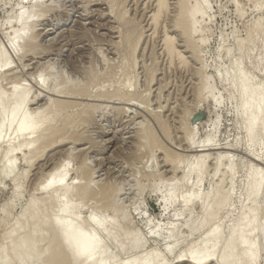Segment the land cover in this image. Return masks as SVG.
<instances>
[{
  "label": "rangeland",
  "instance_id": "374dc122",
  "mask_svg": "<svg viewBox=\"0 0 264 264\" xmlns=\"http://www.w3.org/2000/svg\"><path fill=\"white\" fill-rule=\"evenodd\" d=\"M38 1L0 0V56L4 53L10 60V64L0 71V105H2L0 127L7 121L4 101L18 89L24 87L28 88L30 92V102L26 108L27 117L25 119L29 120L33 116L36 118L37 114H46L52 111L47 115L50 117L49 121L46 117L48 122L46 120L41 122V124L46 123L39 127L38 123L43 120L36 119L38 125L35 129L38 127L37 131L40 133L43 130L44 134L46 130L50 132L49 129L54 128L53 131L56 135L51 140L55 144L53 142L50 144L49 140L52 138H49L35 147L34 143H37V140L35 142L34 139H37L40 134L37 132V136L28 134L29 136L25 135L26 138L22 139L19 132L20 116L10 128L4 125L1 130L0 249H3L0 252L2 250L7 252L0 258V264L41 263L43 258L39 259L40 262L37 261L38 259H27L24 262L23 258L18 257L21 255L18 252L22 251L23 253L22 249L16 252L19 255L9 250V247L12 246L11 242L18 236L19 239L20 237L23 239L26 236L24 234H27L28 231L31 233L32 229H35L33 235L35 234L34 238L35 240L37 238L40 244L41 240L38 238L39 233L37 236L35 225L45 227V224L42 223H46V226L48 225L46 230L49 232L50 224L48 223L52 222V219L57 223L55 232L52 229L50 230L52 233L43 234L44 227L38 228V230L41 231L42 236L46 235L47 237L50 234L54 235L55 239L56 230L61 223L63 224V220L57 221L58 217L53 215L58 210L63 215L64 209L67 208H69L68 211L75 210L73 218L75 221L69 220V223L72 222L74 226L80 225H77L81 222L77 217H84L87 212L90 213L92 210L102 220L110 219L113 216L117 237L120 240L124 239L131 229L136 237L139 239L141 237L143 246L136 250L137 254L130 250V246L127 247L129 241H125V245L120 243L119 247L115 249L116 251H113L115 248L112 241L114 236L108 231H100L98 234L101 244L108 245L109 243L106 247L110 252H119L118 255L113 254L115 263H117L116 260L121 264L125 260L128 261L129 258L131 260L138 259L140 255H145L151 249L155 252L150 257L151 264H157L156 262L159 261L164 264H189L185 261L181 262L180 259H177L178 256L185 253L189 246L195 248L194 246H197L201 241L199 239H202L205 232L213 226L210 225L203 231L193 232L196 223L198 225V221L202 218V202L199 203V201L203 198L204 192L207 194L212 189L214 190V187L220 185L218 179L225 173V167L231 165L232 172H234L228 174L229 177L233 174L231 180L226 175L224 183L222 182L225 186L224 188L222 185L224 188L222 192L229 195V200L224 212L217 215L220 218L215 220L216 223L220 221L222 229L229 232V226L234 228L238 218L246 211L249 215L250 207L254 205V199L252 200L254 197L250 200L247 195L249 173L252 171L264 173V161L261 160L264 159V138L259 136L255 147L248 150L251 138L247 137L249 135L246 130H243L245 117H242L241 105H239L242 99L239 90L245 80L244 75L240 77L241 73H247L254 83L259 82L257 79L263 80L264 83V31L261 29L264 28V0H184V8L181 9L182 18L185 17L184 26L182 25L184 28H178L176 31L171 29L172 25L169 20L180 13L179 1L167 0L170 9L167 19L165 15L161 21L167 20V27L170 29L167 28L168 32L175 38L174 45L179 51L181 50L186 59L185 67L177 61H171L170 57L163 52L159 31L153 32L148 29L147 12L151 7L149 8V3L144 4L143 0H116L115 7L110 5L111 0H40L42 4L44 3L40 10L39 7H36ZM198 4L202 8V12L196 16L197 21L194 20V25H190V21L186 19V16L189 15L187 13L191 12V9H194ZM34 8L37 11L33 19L34 22H32L37 26L33 25L32 28L31 39L33 41L29 39L30 46L28 43V47L26 46L25 49L21 45H16L14 48L11 39L14 38L13 35L17 34L16 31L22 24L20 21L19 25L18 17L21 13H28ZM121 14L124 17L121 18L123 16ZM123 18L125 21L121 22ZM126 21L129 24H126ZM257 23L261 27L256 25ZM129 28L138 30L139 40L135 39L136 42L127 39V29ZM256 28H260L261 35ZM190 29L191 35L187 33V30ZM39 74L47 78L46 81L43 78L44 83L41 78H38ZM47 76L51 78L48 79ZM37 80H39V85ZM52 82L54 86H52ZM41 84L44 85L41 86ZM69 90L70 92H68ZM210 90L213 92L209 93ZM33 112L37 114L35 115ZM181 120L186 123L184 128L181 126ZM56 131L61 133L58 134ZM61 135L63 138L58 139ZM146 137L148 139H145ZM28 139L29 141L33 140L34 143L32 142L31 146L34 144L33 147L37 148V151H32L35 148L29 149L32 147L29 145ZM24 143L28 145L23 146V150L16 151L12 155L8 153L10 148L15 150L16 147L20 144L24 145ZM201 144L207 146L206 148L222 147L225 149L207 152L211 154V157L206 162V169L204 168L208 177L204 174L205 181L203 180V183L200 184L202 188L199 187L202 192L201 198L193 203V208L192 205H189L187 209L182 206V201L179 202L178 198L182 199L186 195L185 193L194 194L196 190H193L196 181L195 174L190 180L185 178L189 170L187 165L191 164L197 155L192 153L188 147L195 149ZM28 146L29 148H27ZM32 152L33 154L36 152V155H33ZM222 155L225 158L219 160V156ZM62 161L68 163L67 181L71 183L74 181L73 179H76L75 181H79V183L83 181L81 184L84 185L90 180L85 185L91 184V190H95L96 195L101 196H93L92 194L95 193L89 192L92 196L88 195L91 197H88L89 199L86 197L88 203L85 201L86 198L78 202L74 198L71 199V195L61 202L58 196L56 199L58 203L61 202L60 205L63 203L64 209L56 201L46 202L49 197L47 192L50 191L48 186L50 183L46 180L47 176L51 174V170L56 168V165L59 167V164H63ZM173 169L176 170L177 175ZM182 176L186 180L181 178ZM172 181L174 184L177 183L174 186L177 195L176 204L166 198L172 192H170ZM55 185L53 184V187L56 188ZM259 198L256 200L257 204L255 203V208L259 207L261 210L258 211L257 217L263 215L264 219V191ZM70 199L74 200V203L71 202L73 205L68 201ZM95 199H99V201L96 200L99 206ZM32 201L41 204V207H38L39 212H37L38 217L42 218L41 226L39 223L35 224L31 217L32 211H34L31 208ZM102 201L107 204L103 205ZM67 203L74 209H71ZM100 204L103 207H100ZM199 204L201 205L199 206ZM112 205L114 207H111ZM114 209L115 212L117 209L121 210L114 213ZM53 210L55 211L53 212ZM108 214L112 215L108 217ZM179 215L181 216L179 217ZM259 219L263 220L261 217ZM23 220L26 221L27 232L20 229ZM91 224L87 225V228L90 229ZM125 224H128V227ZM92 228H94L93 225ZM125 228H129L128 234L127 232L123 233L126 231ZM10 230L12 236L9 233ZM42 230L44 231L42 232ZM154 230H162L171 235L178 242L175 249L171 252L167 251L169 242L164 240V237L154 239L151 235ZM257 231L254 235L257 234ZM248 232L249 228L246 227L243 234L248 235ZM118 233H121L120 236ZM134 233L129 237L130 239ZM235 234L236 237H239L237 232ZM50 235L48 239L51 241L45 236L42 237L47 239L48 242L45 240L47 246L54 240ZM39 237L41 238V236ZM68 237H70L69 230L66 232L67 240H69ZM236 237L234 238L236 239ZM35 240L33 244L36 246ZM258 241L261 240L257 239ZM190 243L192 245H189ZM43 244L41 242V247L37 245L42 250H32L34 245L31 250L38 252L50 248V246L45 248V244ZM37 246L36 248H38ZM143 247L144 249H142ZM28 249L27 251H29ZM143 250L144 254H140L143 253ZM166 252L168 255L165 254ZM159 253L167 255L165 261ZM233 258L237 259L236 254ZM18 259H21L22 262ZM234 260L232 261L231 258L229 264H236ZM209 264L214 263L209 262ZM237 264H245V262ZM258 264H264V259L260 258Z\"/></svg>",
  "mask_w": 264,
  "mask_h": 264
},
{
  "label": "bare ground",
  "instance_id": "6f19581e",
  "mask_svg": "<svg viewBox=\"0 0 264 264\" xmlns=\"http://www.w3.org/2000/svg\"><path fill=\"white\" fill-rule=\"evenodd\" d=\"M141 1V0H140ZM144 1V4H148L149 3V8L151 9H149L148 10V12H147V14H148V29H151L153 32H158L159 31V35L161 36V38L159 39V40H161V46H162V50H163V52L165 53V54H167L168 55V57H170V60L171 61H177L179 64H182V65H184L185 63H186V65H187V62L185 61L186 59H185V57H183V55H182V53H181V50L179 51L178 50V48L174 45L175 44V38L173 37V36H171L170 34H169V32H168V27H167V20H162L161 21V19H162V17L163 16H165L166 15V19H167V14H168V12H169V0L167 1V0H143ZM179 1V10H180V13L178 14V16L177 15H175L174 16V18L173 19H170L168 22L172 25L171 26V29H175V31H176V29H180V28H182L184 25V23H183V20H184V18H182V14H181V9L182 8H184V6H183V1L184 0H178ZM93 2V1H92ZM260 2H262V1H260ZM102 4V3H101ZM116 4V0H111L110 1V5H113L112 7H115L114 5ZM135 4V3H134ZM44 5V3L42 4V2H40V0L38 1V3L36 4V7L40 10V8H41V6H43ZM144 7H145V5H143ZM181 6H183V7H181ZM178 8V7H177ZM36 8H34V9H32L30 12H28V13H25V12H23V13H21V15H19L20 17H18L19 18V25H20V21H21V26H20V28H18V31H16L17 32V34H15V36L13 35L14 33H15V31H14V33L12 34L13 35V37H11V38H13V39H11L12 41V45L14 46V48L16 47V45L18 46V45H21L22 47H24L23 49H25V47L28 45V43H29V45L28 46H30V40H32L33 41V39H31V32H32V28H33V25H34V21H33V19L35 18V13H36V11H37V9L35 10ZM42 9V8H41ZM142 9V8H141ZM144 9V8H143ZM38 10V11H39ZM93 10V9H92ZM112 10H113V8H112ZM145 10V9H144ZM178 10V11H179ZM192 11L190 12V11H188V13L187 14H189L188 16H186V19H188L189 21H190V25L192 24V25H194V20H196V16L198 15V14H200L201 12H202V8L200 7V5L198 4V6H195L194 7V9H191ZM124 12V11H123ZM122 12V13H123ZM146 12V11H145ZM184 12V14H185V11H183ZM190 12V13H189ZM115 13V12H114ZM107 14V13H106ZM124 14V13H123ZM123 14H121V15H123ZM187 14H185V15H187ZM121 15H119V16H121ZM170 15V14H169ZM168 15V16H169ZM118 16V15H117ZM122 17H124V15L123 16H121V18ZM172 17V16H171ZM17 18V19H18ZM16 19V20H17ZM30 19H31V21H30ZM120 19V18H119ZM164 19H165V17H164ZM122 20H124L125 21V19L123 18V19H121V22H123ZM187 20V22H189ZM30 21V22H29ZM33 21V22H32ZM197 21V20H196ZM263 22V21H262ZM36 23V22H35ZM126 24H129V22H125ZM256 23V22H255ZM183 25V26H182ZM256 25H258L259 26V24L257 23ZM262 25V24H261ZM18 26V25H17ZM34 26H37V25H34ZM127 26V25H126ZM129 26V25H128ZM257 26V27H258ZM189 27V26H188ZM259 27H261V26H259ZM17 28V27H16ZM127 28V27H126ZM168 28V29H167ZM184 28V27H183ZM20 29V30H19ZM35 29V28H34ZM257 29V28H256ZM260 29V28H259ZM259 29H257L258 30V32H259ZM261 29H263V31H264V28L262 27ZM17 30V29H16ZM150 30V32H152ZM170 30V29H169ZM138 30H135V29H132V28H129V29H127V35H128V40L129 41H132V40H135V39H138L139 40V34H138V32H137ZM183 31H184V29H183ZM188 32L187 33H189V35H191L192 34V31H191V29L190 30H187ZM194 31V30H193ZM34 32V31H33ZM140 32V31H139ZM152 32V33H153ZM261 32V31H260ZM259 32V33H260ZM143 33V32H142ZM258 33V34H259ZM249 34V33H248ZM257 34V33H256ZM141 35V34H140ZM259 35H261V33L259 34ZM152 36H153V34H152ZM181 37V36H180ZM249 37V36H248ZM34 38H35V36H34ZM155 38V37H154ZM30 39V40H29ZM35 39H37V38H35ZM38 40V39H37ZM36 40V41H37ZM52 40V39H51ZM137 40V41H138ZM35 41V42H36ZM134 42H136V40L134 41ZM183 45V44H182ZM27 46V47H28ZM139 46V45H138ZM26 47V48H27ZM253 47V46H252ZM13 48V49H14ZM138 49V48H137ZM131 51V50H130ZM192 51V50H191ZM133 52V51H132ZM161 52V51H160ZM144 54H145V52H144ZM130 55V54H129ZM136 58V57H135ZM9 58L7 57V55L6 54H4V53H2L1 54V56H0V71L2 70L3 71V68L5 69V67H7L10 63H9V61L10 60H8ZM132 59V58H131ZM169 59V58H168ZM130 60V59H129ZM137 60V59H136ZM166 60V59H165ZM103 61V60H102ZM103 63H105V62H103ZM172 63V62H171ZM170 63V64H171ZM134 64V63H133ZM145 65V64H144ZM182 65H180V66H182ZM186 65H184V67L186 66ZM9 68V67H8ZM145 68V67H144ZM152 73V72H151ZM84 74V73H83ZM79 75V74H78ZM154 75V74H153ZM241 75H244V77H245V80H244V83L242 84V87H241V90H239V94L241 95L240 97H242V99L240 100L241 101V103L239 104V105H241L240 106V108H241V112H242V117H245V121L243 120L244 118H242V121H244L245 122V126H244V128H243V130H246V132H247V134L249 135V136H247V135H245V136H247V137H249V138H251V145H249L250 146V148L248 147V150H250L251 148H254L255 147V144H256V140L258 139V137L259 136H262V138H264V118H262V117H264V83H263V80L262 81H260V79H257V81L259 80V82H257V83H254V81L253 80H251L250 78H249V76H248V74L247 73H241L240 74V77H241ZM38 76H40V77H38V78H41L42 80H43V78L45 79V81H46V79L47 78H45L44 77V75H38ZM46 76V75H45ZM51 76V75H50ZM48 77V79L49 78H51V77ZM153 79V78H152ZM41 80V81H42ZM43 83H44V80L42 81ZM41 82V83H42ZM55 82V81H54ZM57 82V81H56ZM94 82V81H93ZM146 82V81H145ZM154 83V82H153ZM37 84L39 85L40 83H39V80H37ZM52 86H54V83L52 82ZM56 85H57V83H55ZM155 84V83H154ZM42 85H44V84H41V86ZM48 85V84H47ZM153 85V84H152ZM50 86V85H49ZM48 86V87H49ZM55 87H57V86H55ZM59 87V86H58ZM52 88H54V87H52ZM209 88V87H208ZM47 89H49V88H47ZM54 89H56V88H54ZM207 89V88H206ZM211 89V88H210ZM213 89V88H212ZM240 89V88H239ZM46 90V89H45ZM51 90V89H50ZM78 90V89H77ZM57 91V90H56ZM76 91V90H75ZM55 92V91H54ZM68 92H70V90L68 91ZM84 92V91H83ZM118 92V91H117ZM209 93H212L213 92V90H212V92H211V90L210 91H208ZM63 93V92H62ZM65 93V92H64ZM72 93V92H71ZM75 93V92H74ZM85 93V92H84ZM119 93V92H118ZM68 94V93H67ZM73 94V93H72ZM29 95H30V92L28 91V88L26 89V88H22V89H18L15 93H13L12 95H11V97L9 98V99H7V100H5L4 101V111H5V113H6V117H7V121L5 122V123H3L2 124V126L0 127V134H1V130H2V128H3V126L5 125L6 127H8V128H10L11 127V125L13 124V122L17 119V117L18 116H20V124H19V132H20V137H22V139H23V137L26 135V137L27 136H29V135H34L35 136V134H36V136H37V133L38 134H40V135H38V137H37V139H34L35 140V142H36V140H37V143H34L33 142V140L31 141H29V139H28V142L30 143L29 145L31 146V143L33 142L36 146L35 147H37V145H39V143H41V142H44V141H46V139H49V138H52L54 135H55V133H54V131H53V129H49L50 130V132H47V130L45 131L46 133H48V134H46V133H44L43 134V132L42 131H40V133L37 131L38 129V127L40 126V125H42V124H45V123H42L41 124V122H44L45 120H46V117H48L47 115L48 114H51V112L49 113H46V114H44L43 112V114H35L34 112V114L36 115V118H35V116H33V118L32 117H28L29 118V120H26L25 118L27 117L26 116V108L28 107L27 105L29 104V102H30V100H29ZM57 95V94H56ZM64 95V94H63ZM75 95V94H74ZM89 95V94H88ZM98 95V94H97ZM97 97V96H96ZM98 97H99V95H98ZM101 97V96H100ZM123 97V96H122ZM231 97V96H230ZM240 97H239V99H240ZM68 98V97H67ZM81 98V97H80ZM117 99V98H116ZM123 99V98H122ZM143 100H144V98H143ZM34 102V101H33ZM35 103V102H34ZM51 104V103H50ZM52 105H54V104H52ZM71 105H72V103H71ZM1 106L2 105H0V108H1ZM44 106V105H43ZM74 106V105H73ZM97 106V105H96ZM145 106V105H144ZM62 107V106H61ZM64 107V106H63ZM42 108H44V107H42ZM47 108V107H46ZM49 108H51V107H49ZM48 108V109H49ZM60 109V108H59ZM65 109H67L66 107H65ZM70 109V108H69ZM108 109V108H107ZM45 110H47V109H45ZM36 111V110H35ZM64 111V110H63ZM33 113H31V114H33ZM39 113V112H38ZM54 113V112H53ZM60 113V112H59ZM116 114V113H115ZM53 115V114H52ZM59 115V114H58ZM32 116V115H31ZM88 116V115H87ZM55 117V116H54ZM240 117H241V115H240ZM31 118L34 120L35 119V121H31ZM39 118H41V120H43V121H40V120H38ZM49 118L50 117H48L47 119H48V121H49ZM40 121L39 123H38V121ZM133 119V118H132ZM85 120V119H84ZM37 121V122H36ZM47 121V120H46ZM47 121V122H48ZM125 122H126V120H125ZM39 125H38V124ZM141 124V123H140ZM38 125V127L35 129V127ZM51 125H53V124H51ZM244 125V124H243ZM181 126H182V128H184L185 126H186V123H184V121H182L181 120ZM139 127V126H138ZM259 127H261V128H259ZM139 128H141V127H139ZM40 129H42V128H40ZM45 129V128H44ZM48 130V131H49ZM57 130V129H56ZM144 131V130H143ZM152 131V130H151ZM37 132V133H36ZM57 132V131H56ZM59 132V131H58ZM57 132V133H58ZM138 132V131H137ZM244 132V131H243ZM263 132V133H262ZM56 133V134H57ZM61 133V132H60ZM60 133H58V134H60ZM29 134V135H28ZM180 134V133H179ZM193 134V133H192ZM140 135H142V134H140ZM33 136V137H34ZM56 136V135H55ZM63 135H61V136H59L58 137V139L61 137V138H63L62 137ZM64 136H65V134H64ZM26 137H24V138H26ZM76 137V136H75ZM78 137V136H77ZM145 137V136H144ZM212 137V136H211ZM69 138V137H68ZM246 138V137H245ZM261 138V139H262ZM33 139V138H32ZM56 139V138H55ZM70 139V138H69ZM72 139V138H71ZM139 139V138H138ZM145 139H148V137H146ZM248 139V138H247ZM51 140H53V138L52 139H50L49 141V143L51 144L52 142H53V144H55V142L54 141H52L51 142ZM66 140H68L67 138H66ZM153 140V139H152ZM249 140V139H248ZM259 140V139H258ZM57 141V140H56ZM71 141V140H70ZM90 141V140H89ZM139 141H141V140H139ZM60 142V141H59ZM58 142V143H59ZM143 142V141H142ZM145 142V141H144ZM147 142V141H146ZM154 142V141H153ZM25 143H27V142H25ZM24 143V145H19L18 147H16L15 148V150L13 149V148H10L11 150H9L8 151V153L9 154H13L14 152H18V151H21V150H23V146H25L26 144ZM49 143H48V146H49ZM149 143V142H148ZM248 143H250L249 141H248ZM34 144H32L33 146H34ZM52 144V145H53ZM76 144V143H75ZM154 144V143H153ZM28 145V144H27ZM26 145V146H27ZM144 145V144H143ZM154 145H156V144H154ZM25 146V147H26ZM33 146H31L32 148H29V146L27 147V148H29V149H33V148H35V147H33ZM23 147V148H22ZM39 148H40V146H38ZM47 147V146H46ZM188 147V146H187ZM207 146H205L204 144H201V145H199L197 148H195V149H197V150H195V149H193V148H191L190 146L188 147V148H190L191 149V151H192V153L194 152V153H196L197 155H195L196 157L193 159V162L191 163L190 161V163L191 164H189V165H187V167L189 168V170H188V172H187V174H186V171H184L185 173L184 174H186V176H185V178H187V179H191V177H192V175H194L195 174V177H196V181L194 182V187L195 188H193V190H198V191H196L195 190V192H194V194H189L188 195V193H185L186 195L185 196H183V198L181 199H179L178 198V201L179 202H181L182 201V206L183 207H187V209H188V207H189V205H192V208H193V203H195L196 201H198V199L199 198H201L200 196H201V193L202 192H200V190H199V187H201L202 188V186H200V184L201 183H203L202 181L204 180V174L207 176V172L205 173L204 172V170L206 169V167H205V165H206V162H207V160L211 157L210 155L211 154H208V153H210L211 151H214V150H218V149H225V148H206ZM19 148V149H18ZM150 148H151V146H150ZM154 148V147H153ZM188 148H186V149H188ZM17 149V150H16ZM85 149V148H84ZM160 149V148H159ZM190 149H188V150H190ZM199 149V150H198ZM34 150H36L37 151V148H35V149H33L32 151H34ZM187 150V151H188ZM73 152V151H72ZM71 152V153H72ZM190 152V151H189ZM208 152V153H207ZM251 152V151H250ZM29 153H31V152H29ZM32 154H33V152H32ZM33 155H36V152H34V154ZM213 155H215V154H213ZM227 155V154H226ZM175 156V155H174ZM223 156V157H222ZM222 156H219L220 158H219V160H221L222 158H225L224 157V155H222ZM32 157H34V156H32ZM193 158V157H192ZM192 158H191V160H192ZM227 158V157H226ZM182 160V159H181ZM186 160V159H185ZM218 160V159H217ZM262 160V162L264 161V159L262 158L261 159ZM67 161H68V159H67ZM67 161L66 162H63V164H59L60 166L58 167L57 165L55 166L56 168L55 169H53V170H51L50 171V173L51 174H49L48 176H47V181L50 183V185H48L49 187H50V191H48L47 192V194H48V200H46V202L47 201H49V200H51V201H56L57 202V204L58 205H60L61 204V202L63 201V200H65V198L66 197H69L70 195H71V199H73L74 198V200L76 199V200H78V202L79 201H82L83 199H85L86 197L88 198L89 196L88 195H91V193H89V192H92V193H95V194H92L93 196L94 195H96V193L97 192H95V190H91V184L90 185H83V184H81V183H83V181L81 182V183H79V181H75L76 179H73L74 181L73 182H69V181H67V174H66V168H67V165H68V163H67ZM167 161H168V159H167ZM170 161V160H169ZM218 162H220V161H218ZM261 162V163H262ZM166 163V162H165ZM98 164V163H97ZM84 165V164H83ZM263 165V164H262ZM171 166V165H170ZM264 166V165H263ZM205 168V169H204ZM233 168H235L234 166H233ZM259 168V167H258ZM85 169V168H84ZM176 169V168H175ZM175 169H173V171L175 170ZM87 170V169H86ZM90 170V169H89ZM178 170V169H177ZM261 170V169H260ZM81 171V170H80ZM83 171V170H82ZM207 171V170H206ZM233 171V169H232V167H231V165H227L226 167H225V173L224 174H222V177H220V179H218L219 180V184L220 185H218V186H216V188L214 187V190L212 189V191L211 192H209L210 190H211V188L209 189V193H207L206 194V192H204L205 194H203L204 196H203V198L199 201V203L200 202H202V205L201 204H199V206L201 205L202 206V208H201V212H202V218H201V220L200 221H198L199 223H198V225H197V223H196V226H195V228H194V230H193V232L195 231V232H199V231H203L204 230V228H206V227H208V226H210V225H213V226H211L209 229H208V231H206L205 232V234H204V237L202 236V239H199V240H201L198 244H197V246L195 245L194 247L195 248H192V247H188L189 249L188 250H186L185 248V250H186V252L185 253H183V254H181L180 256H178V258L177 259H180L181 260V262L182 261H185V262H187V263H189V264H206V263H208L209 264V262H212V263H214V264H229V261L231 260V258H232V261L234 260V255L236 254V258L238 259H236V260H234V262L237 264V263H244L245 262V264H258V260L260 259V258H263L264 259V219H263V215L262 216H259V217H261L263 220H261V219H259V217H257L259 214H258V211L260 210L259 209V207H257V205H256V207L257 208H255V203L257 204V199H260L259 197L261 196V194L263 193V191H264V173H261V172H259V173H256L255 171H250L251 173H249V177H248V181H249V187H248V190H247V195H248V199H250V198H252V197H254V198H252V200L254 199V205H252V207H250L251 208V210L249 211V215L247 214V211L246 212H244L239 218H238V220H237V222L235 223V226H234V228H233V226L231 227V225L229 226V232L228 231H225V230H223L222 229V223L219 221L218 223H216L215 222V220L217 219H219L220 218V216H217L220 212H224V209L226 208V204H227V201L229 200V195L228 194H226V192H222L223 191V189L225 188V186L222 184V182L223 181H225V178H226V175L229 177V173H234V172H232ZM263 172H264V170H263ZM163 173H164V171H163ZM174 173L176 174V170L174 171ZM178 173V172H177ZM174 174V175H175ZM177 175V174H176ZM231 175V174H230ZM233 175V174H232ZM231 175V176H232ZM78 176V175H77ZM231 176L229 177L230 178V180H231ZM208 177V176H207ZM172 178V177H171ZM181 178H184L183 176L181 177ZM184 178V179H185ZM81 179V178H80ZM177 179V178H176ZM228 179V178H227ZM172 180H174V179H172ZM183 180V179H182ZM186 180V179H185ZM84 181H86V180H84ZM205 181V180H204ZM90 182V180L88 181V183ZM186 182V181H185ZM190 182V181H189ZM87 183V184H88ZM172 183H173V181H172ZM188 183V182H187ZM191 183V182H190ZM224 183V182H223ZM229 183H230V181H229ZM53 184H56L55 186H56V188L55 187H53ZM79 186H78V185ZM177 183H173V185L171 186L172 187V189H170V194L168 195V196H166V198H168V199H170L171 200V202H173V203H175L176 201H177V195L175 194V191H174V186L176 185ZM203 185V184H202ZM222 185L224 186V188L222 187ZM90 186V187H89ZM96 186V185H95ZM103 186V185H102ZM44 188V187H43ZM112 188V187H111ZM93 189H95L94 187H93ZM115 189H117L116 187H115ZM247 189V188H246ZM43 190V189H42ZM41 190V191H42ZM114 190V189H113ZM118 190V189H117ZM94 191V192H93ZM99 191V190H98ZM112 191V190H111ZM119 191V190H118ZM117 191V192H118ZM190 191H192V190H190ZM202 191V190H201ZM225 191V190H224ZM109 192V191H108ZM116 192V193H117ZM189 192V191H188ZM116 193H114L115 195H116ZM228 193V192H227ZM102 194V193H101ZM112 194V193H111ZM114 194H113V197H114ZM118 194V193H117ZM77 195H80V196H77ZM91 195V196H92ZM167 195V194H166ZM59 196V198H60V200H61V202H59L58 203V200L56 199L57 197ZM96 196H101V195H96ZM95 196V197H96ZM105 196V195H104ZM110 196V195H109ZM117 196V195H116ZM246 196V195H245ZM80 199H78V198ZM98 197V198H99ZM102 197H103V195H102ZM112 197V196H111ZM180 197H182V196H180ZM87 198H86V203H88L87 201ZM89 198H91V197H89ZM88 198V199H89ZM115 198V197H114ZM47 199V198H46ZM68 200L69 202H70V204H72V203H74V200ZM103 199H105L104 197H103ZM247 199V201H249ZM43 200V199H42ZM91 200H94V199H91ZM96 200H98L99 201V199H95V201ZM117 200V199H116ZM251 200V199H250ZM107 201L109 202V200L107 199ZM72 202V203H71ZM77 202V201H76ZM103 202V201H102ZM116 202V201H115ZM32 204H31V208L34 210V211H32L33 213H32V219L34 220V222H35V224H37V223H39V225H40V221H41V219L42 218H39L38 217V213L37 212H39V210H38V207L41 205V204H38L37 202H34V201H32L31 202ZM45 203V202H44ZM96 203H97V201H96ZM101 203V202H100ZM104 204L103 205H105V203L107 204V202H103ZM117 203V202H116ZM115 203V204H116ZM95 204V203H94ZM98 204V203H97ZM96 204V205H97ZM102 204V203H101ZM100 204V207L102 206ZM176 204V203H175ZM197 204V203H196ZM260 204V203H259ZM67 205L70 207V206H72V205H69V203H67ZM179 205V204H178ZM245 205V204H244ZM61 207L63 206V203H62V205H60ZM95 206V205H94ZM98 206H99V204H98ZM119 206V205H118ZM121 206V205H120ZM261 206V205H260ZM41 207V206H40ZM53 207H55V206H53ZM57 207V206H56ZM60 207V208H61ZM65 207V206H64ZM64 207H62L63 209H64ZM103 207V206H102ZM110 207V206H109ZM111 207H114L113 205L111 206ZM110 207V208H111ZM52 208V207H51ZM58 208V207H57ZM55 209L56 211L58 210V209ZM71 209L73 208V207H70ZM119 208V207H118ZM124 208V207H123ZM182 208V207H181ZM68 209L69 208H67V209H64L65 211H66V213H65V211H64V213H65V215H64V213H63V215H61L60 214V212H59V210L57 211V213H55V215H53L54 217H58V218H56V220L58 221L59 219H62L63 220V224L61 223V225L60 226H58V230H56V233H57V235H56V233H55V239L53 238V236L54 235H50V237H52L54 240L52 241V242H50L49 243V245L47 246L46 244L47 243H45V240L47 241V239L49 238L48 236L46 237V235H44L45 236V238H47V239H43L42 237H44V236H42L41 235V231L39 232V230H38V228H43V227H37V225H35L36 227L35 228H37V230H36V232H37V236H38V233H39V236H41V238L44 240H42L39 236H38V238L41 240H39L40 241V244L38 243V241H37V238H36V240H35V238H34V235H33V233L35 232V229H32L33 231H31V233H29V231H28V229H26V221L25 220H23V224H20V229H24V230H26V232L28 231V233L27 234H24V235H26L25 237H23V239H21V237H20V239L18 238L19 236V234L17 235L18 237V239L16 238H13V239H11V240H13L12 242H11V247H9L10 249V251H12L13 253H16V252H18V251H20L21 249L23 250V253H22V251H20V252H18L19 254L21 253V255L20 256H18L19 258L21 257V258H23L22 260H24V262H25V260H37L38 262H40V260L43 258V260L44 259H48V261L50 260V262H48V261H46L45 260V262H46V264H56V263H58V264H63V263H65V261H67L65 264H84V263H87V264H107L108 262H110L111 261V263H108V264H119L118 263V260H116L117 261V263H115L113 260H115L114 259V256H113V254H117L118 255V253L116 252V253H112V252H110L109 251V249H108V247H106V246H108L109 245V243H108V245H104V244H101V239H100V237H99V234L98 233H100V231H104V232H110V233H112L111 235H113L114 236V238H113V245H114V247H113V245H112V247L114 248L113 249V251L115 250V249H117L118 247H119V244L120 243H123V245H125L124 243H125V241H129V244L127 245V247L128 246H130V250L134 253H136L137 254V252H136V250L137 249H139V248H141L143 245H141V237H140V239L138 238V237H136L135 236V233L134 232H132L133 230L131 229V231H129V234H128V230H129V228L128 229H126V231L125 232H123L124 234L127 232V234L128 235H126V236H124V239H122V240H120L118 237H117V228L115 227L116 226V224H115V221H113V219L114 218H110V219H101V218H98V214L96 213V212H93L92 210L90 211V213L89 212H87V214L84 216V217H77L78 219H80V223H78L77 224V222H75L77 225H79V226H74V224L72 223V222H74L75 220L73 219L74 217H75V210L74 211H68ZM70 209V210H71ZM74 209V208H73ZM97 209H98V207H97ZM104 209V208H103ZM107 209H108V206H107ZM115 209H116V207H115ZM114 209V213H118L121 209H117V212H115L116 210ZM190 209V208H189ZM55 210H53V212L55 211ZM88 210V209H87ZM99 210V209H98ZM26 211V210H25ZM182 211V210H181ZM184 211V210H183ZM186 211V210H185ZM184 211V212H185ZM190 211H192V210H190ZM194 211V210H193ZM261 211V210H260ZM50 213H51V211H49ZM52 212V213H53ZM110 212V211H109ZM113 212H111L112 214H114ZM180 212V211H179ZM200 212V213H201ZM222 212V213H223ZM107 213V212H106ZM126 213V212H125ZM185 213H188V212H185ZM260 213V212H259ZM40 214V213H39ZM111 214V215H112ZM182 214H183V212H182ZM189 214V213H188ZM262 214V213H261ZM109 215V214H108ZM111 215H109L108 217H110ZM115 215V214H114ZM193 215V214H192ZM191 215V216H192ZM105 216H106V214H105ZM181 215H179V217H180ZM41 217H43L42 215H41ZM51 217V216H50ZM98 219H97V218ZM115 217V216H114ZM188 217V216H187ZM199 217V219H200V216H198ZM197 217V218H198ZM129 218V217H128ZM77 219V220H78ZM85 221H84V220ZM260 221H259V220ZM69 220L71 221L72 220V225H71V223H69ZM74 220V221H73ZM117 220V219H116ZM224 220V219H223ZM18 221H20V220H18ZM22 221V220H21ZM83 221V222H82ZM190 221V220H189ZM188 221V222H189ZM42 222V221H41ZM79 222V221H78ZM88 222L91 224V226L93 225V227L94 228H92L91 229V226H90V229H89V227L87 228V225H88ZM126 222V221H125ZM215 222V223H214ZM122 223H123V221H122ZM18 222H17V228L19 227L18 226ZM42 224H45V231L44 230H42V232H43V234H45L48 230H46V227H47V229H48V225L46 226V223H42ZM48 224H50L49 225V232H51L50 230H54V229H57V223H56V221L54 220V219H52V222H49ZM70 224V225H69ZM89 224V225H90ZM121 224V223H120ZM124 224V223H123ZM88 225V226H89ZM127 227H128V224H125ZM124 225V226H125ZM187 225V224H186ZM41 226V225H40ZM119 226V225H118ZM117 226V227H118ZM224 226V225H223ZM227 226V225H226ZM109 227V228H108ZM132 227V226H131ZM230 227H231V229H230ZM246 227H248L249 228V232H248V235L246 234H243V233H245V229H246ZM28 228V227H27ZM30 228V227H29ZM32 228V227H31ZM30 228V229H31ZM121 228V230H122V227H120ZM233 228V229H232ZM19 229V228H18ZM119 229V228H118ZM12 230V229H11ZM11 230H10V234L12 233L11 232ZM41 230V229H40ZM69 230V232H70V237H68L69 238V240H67V238H66V232ZM256 230H258L257 231V234L256 235H254L255 234V231ZM16 231V230H15ZM58 231V232H57ZM114 231V232H113ZM119 231V230H118ZM20 232V231H19ZM49 232H47L46 234H48ZM54 232H55V230H54ZM53 232V233H54ZM122 232V231H121ZM131 232V233H130ZM228 232V233H227ZM235 232H237L238 233V235H239V237L237 236L236 237V234H235ZM9 233H8V235H9ZM24 233V232H23ZM52 233V232H51ZM133 233H134V236L130 239L129 237H131L132 235H133ZM14 234V233H13ZM119 234V233H118ZM121 234V233H120ZM120 234H119V236H120ZM164 234H166V236H163ZM226 234H227V236H226ZM22 235V234H21ZM23 235V236H24ZM123 235V234H122ZM151 235H153V237H154V239H157V238H159V237H164V240L166 239V241H168L169 242V245L167 246V248L169 249V250H167V251H169V252H171L173 249H175V247L177 246V244H178V242L171 236V235H169L168 233H166L165 231H162V230H154L153 232H152V234ZM252 235H254L253 237H252ZM11 236H12V234H11ZM14 236V235H13ZM36 236V237H37ZM10 237V236H9ZM152 237V236H151ZM196 237H197V235H196ZM200 237V236H199ZM228 237H229V239H228ZM234 237H236V239L237 238H239L238 240H236ZM121 238V237H120ZM123 238V237H122ZM232 238H234V240H236V242H234V240H232ZM255 238H256V240H255ZM144 239V238H143ZM162 239V238H161ZM192 239V238H191ZM257 239L258 240H261L260 242L258 241L257 242ZM34 240H35V244H37L38 246H40L41 245V242L42 243H44L45 244V248H47V247H49L50 246V248H47L46 250H44L43 249V251H36V250H38L39 249V247L38 248H36V246L33 244V242H34ZM48 240H50L51 241V239H48ZM146 240V239H145ZM198 240V241H199ZM104 241V240H103ZM144 241V240H143ZM142 241V242H143ZM155 241V240H154ZM48 242V241H47ZM109 242V241H108ZM133 242V243H132ZM164 242V241H163ZM255 242H257V243H255ZM55 243V244H54ZM143 243H145V242H143ZM147 243V242H146ZM185 243H187V242H185ZM197 243V242H196ZM9 244H10V242H9ZM34 246H33V245ZM43 244V245H44ZM53 244V245H52ZM111 245V244H110ZM146 245V244H145ZM189 245H192L191 243L189 244ZM34 247L32 250H34V249H36L35 250V252L34 251H32L31 250V247ZM41 247V246H40ZM145 247V246H144ZM144 247L142 248V249H144ZM29 248V249H28ZM44 248V247H43ZM123 248H125V247H123ZM191 248V249H190ZM1 249H3V248H1ZM0 249V250H1ZM27 249L29 250V251H27ZM41 249V248H40ZM39 249V250H40ZM146 249V248H145ZM160 249V248H159ZM183 249V250H184ZM193 249V250H192ZM31 250V251H30ZM42 250V249H41ZM141 250V249H140ZM151 250V249H150ZM149 250V252H147L145 255H140V256H142L141 258H140V256H139V258L137 259L136 257V259H130L129 257V259H128V261L127 260H125V262L124 263H121V264H151L152 262H150V257H152L153 255L152 254H154L155 252L154 251H150ZM184 250V251H185ZM116 251V250H115ZM130 251V252H131ZM146 251V250H145ZM161 251V250H160ZM183 251V252H184ZM238 251V252H237ZM7 252V251H6ZM4 250H2V252H0V258H2L3 257V255H4V253H6ZM34 252V253H33ZM156 252H157V250H156ZM32 253V254H31ZM161 253V252H160ZM159 253V255L163 258V261H165V256H167L168 254H167V252L165 253V254H167V255H165L164 253V255H161ZM174 253V252H173ZM180 253H182V251H180ZM237 253H238V255H237ZM17 254V253H16ZM19 254H17V255H19ZM130 254V253H129ZM135 254V255H136ZM140 254H144V250H143V253H140ZM179 254V253H178ZM177 254V255H178ZM240 254V255H239ZM157 255V254H156ZM14 256H15V254H14ZM43 256H45L46 258H44ZM132 256V255H131ZM130 256V257H131ZM134 256V255H133ZM13 257V256H12ZM11 257V258H12ZM118 257V256H117ZM117 257H115V258H117ZM14 258V257H13ZM12 258V259H13ZM133 258V257H132ZM40 259V260H39ZM118 259V258H117ZM120 259V258H119ZM239 259H240V261H239ZM9 260H10V258H9ZM19 260V259H18ZM21 260V259H20ZM19 260V261H20ZM22 260H21V262H22ZM43 260L41 261V263L43 262ZM124 260V259H123ZM1 261V260H0ZM7 261V260H6ZM5 261V262H6ZM16 261V260H15ZM113 261V262H112ZM137 261H139V263H136ZM4 262V263H5ZM10 262V261H9ZM12 262V261H11ZM30 262V261H29ZM44 262V263H45ZM60 262V263H59ZM41 263H39V264H41ZM44 263H42V264H44ZM157 264H164L163 262H161V261H159V262H156ZM2 264V263H1ZM6 264H8V263H6ZM10 264V263H9ZM20 264V263H19Z\"/></svg>",
  "mask_w": 264,
  "mask_h": 264
}]
</instances>
